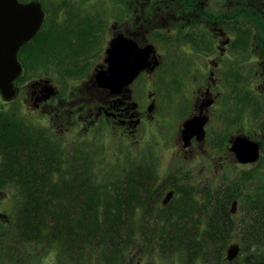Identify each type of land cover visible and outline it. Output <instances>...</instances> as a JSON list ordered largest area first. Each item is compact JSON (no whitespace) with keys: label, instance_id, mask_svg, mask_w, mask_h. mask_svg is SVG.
<instances>
[{"label":"flooded vegetation","instance_id":"flooded-vegetation-1","mask_svg":"<svg viewBox=\"0 0 264 264\" xmlns=\"http://www.w3.org/2000/svg\"><path fill=\"white\" fill-rule=\"evenodd\" d=\"M17 1L38 3L43 15L34 36L17 51L21 74L11 101L28 109L27 122L45 129L66 152L83 148L95 153L101 167L107 155L116 163L132 152L166 154L168 164L178 159L184 164L162 180L154 178L159 171L154 162L141 163L133 170L134 179L128 175L143 190L123 199L124 210L118 213L137 225L118 231L137 234L139 220L149 217L159 222L154 233L159 237L176 230L192 235L196 242L187 246L189 256L197 252L192 264H200L202 252L210 250L222 252L216 264H264V116L249 123L250 110L243 112L239 84L232 80L235 70L245 74V91L253 92L257 102L261 95L264 106V39L255 40L247 31L254 28L250 16L264 9V0ZM35 57L43 59L47 67L41 72L48 76L22 79L26 71L38 69ZM248 62L254 66L247 68ZM168 84L173 90H166ZM247 141L256 143L258 155L245 163L233 145L241 144L243 152ZM210 154L217 156L213 163ZM199 165L200 171L207 170L203 189L190 172ZM228 166L236 170L233 178L226 174ZM149 186L154 188L147 190ZM149 192L154 200L147 202ZM162 219H169L168 227ZM133 241L125 247L133 248ZM230 246L239 251L232 260L226 258ZM91 247L100 250L84 258L78 253L75 259L58 257L59 249L33 251L29 264H115L112 245ZM134 250L123 264H145L140 248Z\"/></svg>","mask_w":264,"mask_h":264},{"label":"trees","instance_id":"trees-1","mask_svg":"<svg viewBox=\"0 0 264 264\" xmlns=\"http://www.w3.org/2000/svg\"><path fill=\"white\" fill-rule=\"evenodd\" d=\"M250 17L254 28L249 26L248 33L252 32L255 40L264 39V9ZM261 50L264 53V46ZM33 61L35 64L41 59L35 57ZM4 103L7 102L0 95V191L14 200V235L24 242H37L45 249L55 247L60 252L58 257L63 254L71 259L77 258L78 253L84 258L87 253L100 250L91 247V243L105 247L110 244L116 259L126 251L117 243L126 246L136 235L118 231L122 226L137 225L133 219L128 222L120 218L118 212L124 210V198L140 194L138 184L127 182L124 187L103 182L92 172L94 164L92 167L88 156L66 152L45 129L27 123L15 110L8 111ZM128 174L134 179L133 171ZM69 211L73 213L68 214ZM107 212L115 214L103 216ZM93 228L98 230L94 232ZM160 237L165 244L192 243V235L178 230ZM196 253L193 252L195 257Z\"/></svg>","mask_w":264,"mask_h":264},{"label":"rangeland","instance_id":"rangeland-1","mask_svg":"<svg viewBox=\"0 0 264 264\" xmlns=\"http://www.w3.org/2000/svg\"><path fill=\"white\" fill-rule=\"evenodd\" d=\"M43 6H45L44 3H43ZM242 44H243V51H246V49H247L246 43L243 42ZM243 58L248 61L249 55L245 56V54H244ZM39 64L42 65V67H40ZM39 64H38V62L35 63V67H38V69L32 68L29 73L27 71L25 73H23L22 79L25 78V80H28V79L29 80L30 79L36 80V79L47 77L48 74L43 75V73L46 71V69L43 70V68L47 67V66H43V59L41 60V62ZM253 66H254V64L252 62H248L247 68H249V67L252 68ZM242 68H243V66H242ZM53 77L56 79L58 78V76H56V75H54ZM244 77H247V76L245 74H244V76L239 74L236 70L232 74V80L239 84L238 96H239V99L241 101L243 112L245 109L248 108L247 111L250 110L248 115L251 116L252 118H255L253 120L251 117H249V123L253 126L254 123H257V119H259L261 121V118L264 116V106L261 107V102H259V101H262L261 95H260V100L257 102L255 100L256 95H254L253 92H252V96L247 94V92L245 91V85L243 82ZM252 82H255V84L257 85L258 84V78L253 76ZM165 86H166L167 91L173 90V84H170V85L168 84ZM263 87H264V85H263ZM241 89H242L243 94L241 92ZM248 96L251 98L250 101L248 99ZM253 102L256 103L255 108L253 107ZM4 107L8 111H11L12 113H14V110H15L16 113L19 114L20 117H22V118L24 117L25 121L27 122L26 116L28 114L27 113L28 109L24 110L23 107H20L18 105V101L14 100L11 102L4 103ZM166 107L169 110L172 109V106L170 103H168ZM255 109L256 110L260 109V114L258 112L256 113ZM234 112H235V109L232 111L230 118H234V115H235ZM225 124H226V126H229L228 121ZM146 146L149 147V145H146ZM150 151H152V150L150 149ZM68 152L71 153L70 151H68ZM78 153H80L81 156H88L89 157V159L92 163V167L94 164L92 172H94V174H98V177L103 182H105L107 184H110V183L122 184L124 187H125V185L127 186V182L130 183L128 180V175H129L128 173L133 171L134 169H137L138 166L141 165V163L149 164L150 162H154L155 165H157L159 167V171L157 173V176L154 177L158 180H162L161 178H164V176H166V175L168 176V178H170L174 175L175 172H180L184 168V164H182V162H179L178 161L179 159L175 160L171 164H168L169 160H168V158H167L168 156L166 154H153V157H152V155H149L147 153L142 152L143 154L140 155L136 152H132L128 157H120L119 159H117L115 161L116 163H113L110 159V155H107L106 156V159H107L106 163L104 166L101 167L100 165H98L99 162H98L97 158L95 157V153H93V155L91 156L90 154H87L83 148H80V151ZM208 156H211L210 161L212 163L217 158V156L214 154H210ZM167 165L171 169L167 170V168H166ZM106 166H110V168H108ZM200 169H201L200 165L195 166L191 170H190V167L188 168V170H190V172H193L195 174V175H193L194 179H196V181H199L198 182L199 186H197L198 188H202L204 186L203 185L204 183L202 181L205 178V175L207 173V170L200 171ZM234 173H236L235 168H233L232 166L231 167L228 166L227 171H226L228 178H233ZM185 174H188V172H186ZM238 174H239V172H238ZM263 178H264V174H263ZM163 182H166V180ZM136 184H135V186H136ZM137 186L139 187V189H137V190H139V193L141 194L143 187L140 185H137ZM153 188H154V186L153 187L149 186V187H147V190H152ZM185 188H187V186ZM147 196H150V197H148L147 202L154 200V195H152L151 192H149L147 194ZM11 197L12 196L10 194H7L5 191H0V214H4V217L0 219V261L3 263L9 264V262L14 259V264H29V262H32V258L30 259V254L33 251H36L38 253L40 250H43L45 248H43V246L40 244H36L37 242L34 244H31L29 242H24L20 238H17L16 234L14 235V233H15L14 227H13L14 226V217H13L14 216V203H13L14 200L12 199L13 197L12 198ZM152 205H154V204H152ZM136 210H138V209H136ZM134 212H136V211H134ZM180 219L183 220V218H180ZM157 220H159V219H157ZM168 220L169 219L163 220V222H165L163 224V226H167V227L169 226L170 222ZM121 221L122 220H120L118 222L121 225H124L123 222H121ZM139 221H140L139 224L141 227V231L138 232L135 236H133V239H134L133 242H135L133 248H131L129 250V248L126 247L125 248L126 251L121 253L116 258V261L114 262L115 264L125 263V261L128 259V256L131 252H133L135 254L136 250H134V249L136 247L140 248V250H141L140 252L142 254H144L143 259L145 260L144 261L145 264H192V263H190V261L192 259H195V256L194 255L189 256L190 250L186 249L189 244L182 243L181 245H178L176 241L175 242L174 241L168 242L167 244H165L162 241V237H159L156 234H154L155 228L157 229L160 227L159 222L154 223V220L149 219V217H146V219H145V217H143ZM149 221H151V222H149ZM190 221H191L190 219H187L186 224H189ZM122 227H120V228H122ZM162 235L165 236V234H162ZM195 242H196V240L192 241V243H195ZM162 243H163V246L159 247V248H163V250H159L156 245L157 244L162 245ZM122 244L123 243H121V247H125V246H122ZM53 248H51V249L49 248V249H50V251L52 250L55 252V247H53ZM198 253H201V252H198ZM202 253H203V255L199 258V259H201L200 264H216V262L220 259V257H222V252H219V251L210 250V251H205ZM242 253L244 255L243 257H245V256H247V254L249 252L245 251ZM255 253H257V252H255ZM263 253H264V251H263ZM238 258L241 259V257H239V256H238ZM238 258H237V261H238ZM36 264H38V262ZM39 264H42V263L40 262ZM229 264H235V261H233ZM237 264H238V262H237Z\"/></svg>","mask_w":264,"mask_h":264},{"label":"water","instance_id":"water-1","mask_svg":"<svg viewBox=\"0 0 264 264\" xmlns=\"http://www.w3.org/2000/svg\"><path fill=\"white\" fill-rule=\"evenodd\" d=\"M42 10L38 3H20L17 0H0V95L5 102L14 96L13 83L21 74L17 51L41 26ZM240 143V141H239ZM236 142L233 151L241 162L254 161L258 155L254 142H243L241 152ZM238 248L230 246L227 259H235Z\"/></svg>","mask_w":264,"mask_h":264}]
</instances>
